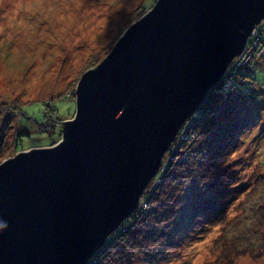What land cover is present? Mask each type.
<instances>
[{"label": "water", "instance_id": "obj_1", "mask_svg": "<svg viewBox=\"0 0 264 264\" xmlns=\"http://www.w3.org/2000/svg\"><path fill=\"white\" fill-rule=\"evenodd\" d=\"M263 19L264 0H157L130 25L82 75L61 142L0 165V264H87Z\"/></svg>", "mask_w": 264, "mask_h": 264}, {"label": "rangeland", "instance_id": "obj_2", "mask_svg": "<svg viewBox=\"0 0 264 264\" xmlns=\"http://www.w3.org/2000/svg\"><path fill=\"white\" fill-rule=\"evenodd\" d=\"M156 1L0 0V165L19 152L50 148L61 142L62 131L55 139L58 128L63 129L58 124L75 119V92L82 75L101 63L125 30L152 10ZM256 28L261 30V37L264 36V19L253 27L250 33L253 37L259 33ZM235 59L236 67L230 73L238 74L240 70V75L235 79L228 75L225 87L232 83L234 90L246 95L244 100L241 98L245 106L240 112L246 122L245 128L232 134L230 142L221 150L220 161L215 159L219 150L207 147L203 155L205 158L210 156V162L207 161L211 168L217 169L215 175L222 181L223 191L242 190L229 193L225 210L214 221L203 224L192 239L184 241L176 257L161 264H264V217L261 221L256 220L259 223H253L258 248L253 246L247 249L249 253L238 256L231 245H227L224 251L216 244L222 241L216 240L223 227L234 220L233 226L236 227L241 219L253 217L255 209L240 210L239 204H248L244 201V194L248 189H254L255 178L264 177V59H253L244 54ZM229 65L230 62L227 68ZM221 84L224 82H218L206 92L197 110L214 96L216 89L220 95L226 94L224 88L219 89ZM193 116L194 113L187 118L171 141L158 171L130 215L107 236L87 264H96V254L104 250L115 236L127 234L147 216L150 197L165 179L169 167L179 165L185 155L179 147L181 141L189 137ZM201 143L205 144L204 141ZM157 175L159 178L155 179ZM258 190L264 192V189ZM216 201L215 198L214 203ZM174 202L170 201L169 205ZM236 218H239L237 222ZM120 241L122 247L117 242L113 250L102 252V264H146L144 257L149 250L145 251V245L140 248L143 249L141 252L138 249L131 255L125 247L127 241ZM143 243L148 244L146 239ZM160 245L158 242L155 247ZM239 245L244 244L239 242Z\"/></svg>", "mask_w": 264, "mask_h": 264}, {"label": "trees", "instance_id": "obj_3", "mask_svg": "<svg viewBox=\"0 0 264 264\" xmlns=\"http://www.w3.org/2000/svg\"><path fill=\"white\" fill-rule=\"evenodd\" d=\"M258 58L264 59V54L261 57L253 56V59ZM245 96L244 92L234 90V87L228 89L224 96L215 92L214 96L194 113L193 125L188 131L189 137L183 139L179 147L185 155L179 165L169 167L165 179L150 197V210L147 216L127 234L115 236L104 250L96 254V264H102V252L113 250L117 242H120L119 247H122L123 243L120 240L127 241L125 247L131 255L137 253L138 249L141 252L143 249L140 248L145 245V251L149 250L144 257L146 264L170 261L178 255V249L182 247L184 241L192 239L203 224L214 221L225 210L227 195L242 189L223 191L222 181L219 180L218 175H215L217 169H214V166L210 167L208 163L210 156L205 158L203 152L207 147L219 150L215 159L220 161L221 150L230 142L232 134L235 135L236 130L245 128L246 122L240 117V112L245 106L243 104ZM203 141L205 144L201 143ZM158 178L159 175L155 177ZM253 185L254 189H248L244 194V201L248 204H239L240 210L241 208L245 210L247 207L250 210L255 209L253 217L241 219L236 227L233 226L235 220L232 221L231 224L223 227L216 240L222 239L216 244L223 250L228 247L227 245H231L238 256L249 253L247 249H252L253 246L258 248L256 247L258 236L253 230V223L257 222L258 218L261 221L264 217V192L260 193L258 190L264 189V177L259 175L253 180ZM215 198L216 203H214ZM170 201L175 202L169 205ZM236 219L237 222L239 218ZM144 239L148 244L143 243ZM158 242H161V245L155 247ZM239 242L244 245L240 246ZM115 252L117 254V251Z\"/></svg>", "mask_w": 264, "mask_h": 264}, {"label": "built area", "instance_id": "obj_4", "mask_svg": "<svg viewBox=\"0 0 264 264\" xmlns=\"http://www.w3.org/2000/svg\"><path fill=\"white\" fill-rule=\"evenodd\" d=\"M257 28H259V26L257 27ZM256 28V29H257ZM256 29L254 30V32L256 31ZM258 30V29H257ZM259 31V33L257 34V36H255V37H253L251 34H252V32H251V34H250V36L248 37V39H247V41H246V43H245V45H244V47L242 48V50H241V52L239 53V54H244V55H246L247 57H249V58H253V56L254 55H256V57H261V55H263L264 54V36H262L261 37V35H260V31L261 30H258ZM259 36V38H258V43L256 44L255 43V40H256V38ZM261 39H263L262 41H260ZM263 47V48H262ZM238 54V55H239ZM238 55L237 56H234V58L230 61V65L232 64V66H228V68H226L227 70H225V72H224V74L222 75V77L220 78V80L218 81V82H220V83H223L224 82V84H221V86H220V88L219 89H223L224 88V90H225V93H227V90L228 89H230L232 86H233V84L231 83L229 86H226L225 87V85H226V82H227V76L228 75H231V73H233V70H234V68L236 67V65L234 64V63H236L237 64V60L235 59L236 57H238ZM239 67V66H238ZM240 68V67H239ZM230 70H231V73H230ZM229 73V74H228ZM233 75V76H232ZM231 76H232V78H236V77H238V75H240V70L238 71V74L236 73V74H232ZM218 82L215 84V85H217L218 84ZM215 85H213V86H215ZM212 86V87H213ZM211 87V88H212ZM210 88V89H211ZM216 89V88H215ZM216 91H217V89H216ZM216 91H214L213 93H215ZM205 98V97H204ZM93 258V257H92ZM91 258V259H92ZM91 264V263H90Z\"/></svg>", "mask_w": 264, "mask_h": 264}]
</instances>
